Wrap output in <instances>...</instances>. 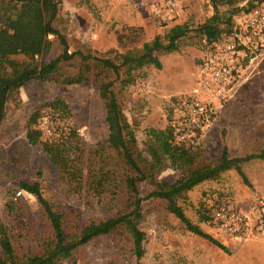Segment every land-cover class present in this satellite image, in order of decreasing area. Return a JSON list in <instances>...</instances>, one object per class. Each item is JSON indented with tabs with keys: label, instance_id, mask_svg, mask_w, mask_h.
<instances>
[{
	"label": "rangeland",
	"instance_id": "obj_1",
	"mask_svg": "<svg viewBox=\"0 0 264 264\" xmlns=\"http://www.w3.org/2000/svg\"><path fill=\"white\" fill-rule=\"evenodd\" d=\"M151 1L62 0L59 16L53 22L61 35H49L51 46L44 56L49 60L63 54L64 40L68 42L69 54L79 49L94 56H107L111 49L123 52L139 47L176 24H188L192 30L179 40V49L160 54L162 68L153 65L142 68L136 72L135 81L121 92L123 109L143 151L149 128H165L170 123L180 125L179 102L189 98L202 83L200 69L208 48L194 28L212 18L231 17L235 25L244 2L252 7L260 0H236L218 7L212 0H185L180 15L168 21L152 14ZM78 57L63 64L65 76L79 72ZM241 67L238 87L230 97L216 101V110L209 122L203 128L184 132L185 139L194 144L203 160H217L225 147L234 157L264 149V50L248 53ZM56 97L64 98L70 106L69 124L84 141L86 167L90 151L98 143L108 145L105 103L91 79L74 84L32 79L9 101L0 125V224L6 226L19 254L40 251L41 244L52 232L38 197L24 190L21 182H39L48 200L77 213L80 225L115 215L130 206L123 179L117 181L118 186L112 182L101 197L88 194L86 189L75 191L62 179L59 168L42 146L29 142L27 123L37 109L43 115L39 118V127L45 134L58 135L62 130L64 122L53 120L49 109L42 107ZM242 167L247 181L233 168L218 179L195 186L187 193L186 200L179 201L187 216L227 250L188 231L164 200L147 197L154 186L146 180L139 182L143 213L140 227L146 233L143 258L139 260L134 255L130 236L119 231L95 237L77 247L72 257L57 264H240L241 252H237V245L257 241L259 237L237 239L213 220L201 222L200 216L205 209L220 203L243 205L264 197V160L253 159ZM180 174L179 169L166 166L157 178L172 183ZM18 190L24 194L14 200Z\"/></svg>",
	"mask_w": 264,
	"mask_h": 264
},
{
	"label": "trees",
	"instance_id": "obj_2",
	"mask_svg": "<svg viewBox=\"0 0 264 264\" xmlns=\"http://www.w3.org/2000/svg\"><path fill=\"white\" fill-rule=\"evenodd\" d=\"M234 1L212 0L215 7ZM61 3L62 0H0V125L9 101L19 95L21 87L28 81L38 79L74 84L91 79L105 103L109 134L108 145L98 143L90 151L87 167L83 158L84 141L76 128L69 124L71 109L62 97H56L42 106L49 109L53 120L64 122L62 130L58 129V135H47L39 127V118L43 115L37 109L28 119L27 138L31 144L42 146L52 163L59 168L62 179L75 191L86 189L88 194L101 197L112 182L118 186L117 181L123 179L130 206L115 215L80 225L77 213L66 211L48 200L39 182H21L24 190L38 197L52 232L41 244L40 251L19 254L6 226L0 224V264H57L72 257L77 247L95 237L119 231L130 236L133 253L140 260L146 252V233L140 227L143 213L139 182L146 180L154 186L147 197L164 200L188 231L227 250L224 244L187 216L185 207L179 201L186 200L187 193L195 186L218 179L222 173L233 168L247 181L243 163L253 159L264 160V149L234 157L225 147L217 160H203L194 149V144L178 139L179 134L186 130L180 120V125L170 123L165 128H149L143 151L137 144L136 130L125 114L120 97L121 92L135 81L137 71L149 65L162 68L160 54L178 50L179 40L186 37L192 28L185 23L176 24L163 35H156L139 47L123 52L111 49L109 55L102 57L79 49L69 54L68 42L64 40L63 54L47 60L44 56L51 46L49 35H61L53 24L61 11ZM233 29L231 17L224 20L212 18L199 24L194 32L206 42V48H210L231 34ZM16 55L26 58L19 60L14 57ZM76 56H79V72L65 76L63 64ZM166 166L181 171L172 183L157 178L158 172ZM212 213L213 208L205 209L200 221L212 220Z\"/></svg>",
	"mask_w": 264,
	"mask_h": 264
},
{
	"label": "built area",
	"instance_id": "obj_3",
	"mask_svg": "<svg viewBox=\"0 0 264 264\" xmlns=\"http://www.w3.org/2000/svg\"><path fill=\"white\" fill-rule=\"evenodd\" d=\"M185 0H152L151 12L161 20L177 18ZM233 32L207 49L200 74L201 85L187 99L179 102V112L185 131L179 139L186 140L187 130L203 128L216 110V101L230 97L241 78V62L248 53L264 50V1L249 7L243 4ZM23 190L15 192L18 200ZM212 220L225 233L237 239L264 237V197L248 204L220 203L213 208Z\"/></svg>",
	"mask_w": 264,
	"mask_h": 264
},
{
	"label": "crops",
	"instance_id": "obj_4",
	"mask_svg": "<svg viewBox=\"0 0 264 264\" xmlns=\"http://www.w3.org/2000/svg\"><path fill=\"white\" fill-rule=\"evenodd\" d=\"M241 252L240 264H257V260L264 264V237L261 236L257 241H250L237 245V252Z\"/></svg>",
	"mask_w": 264,
	"mask_h": 264
}]
</instances>
